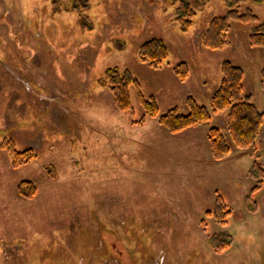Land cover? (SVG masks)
Listing matches in <instances>:
<instances>
[{
    "label": "rangeland",
    "instance_id": "obj_1",
    "mask_svg": "<svg viewBox=\"0 0 264 264\" xmlns=\"http://www.w3.org/2000/svg\"><path fill=\"white\" fill-rule=\"evenodd\" d=\"M178 1L0 0V264H264V171L254 169L264 167V136L217 160L208 133L228 134L226 111L171 133L156 117L138 122L135 87L132 109L120 110L99 83L108 67L128 68L160 114L187 113L190 95L210 108L230 60L264 112V46L250 43L264 0L243 2L259 20L232 21L231 44L215 51L201 36L232 0H208L188 30ZM153 37L169 48L160 69L138 57ZM180 62L185 81L173 70ZM5 138L37 157L14 167ZM25 181L34 196L20 193ZM218 195L231 210L225 225L208 213ZM219 232L233 240L217 251Z\"/></svg>",
    "mask_w": 264,
    "mask_h": 264
},
{
    "label": "trees",
    "instance_id": "obj_2",
    "mask_svg": "<svg viewBox=\"0 0 264 264\" xmlns=\"http://www.w3.org/2000/svg\"><path fill=\"white\" fill-rule=\"evenodd\" d=\"M245 0H232L228 3L229 11L223 16H216L210 20L201 36V44L210 50H220L230 43L228 32L232 21L249 24L259 20L250 7H243ZM208 0H179L176 8V19L181 23L183 30H188L194 23L197 13L207 7ZM250 43L253 46H264V22L257 25L250 33ZM169 55L166 41L159 37L150 38L140 44L138 57L148 63L154 69L163 67ZM174 73L185 81L189 77V67L186 62L177 63ZM262 87L264 88V69L262 71ZM221 82L210 98V108L200 105L193 96L187 97V113H180L177 108H171L164 114H160L155 97L146 98L141 91V84L133 72L128 69H120L118 66L108 67L99 80L102 87H107L112 93L115 105L120 110L132 109L130 97L131 87H135L139 102L145 109V116L138 122L145 123L147 117L157 118L169 132L177 133L212 119V112L226 111L225 125L226 135L220 127L212 126L209 129L208 139L212 155L220 160L228 156L233 148H248L254 145L261 134L264 120V112L260 111L251 100L250 94H245L243 67L225 60L221 64ZM12 155V165L19 167L37 157V152L32 147L18 150L10 138H5L1 144ZM254 169L258 175L263 173L262 164H255ZM30 184L32 191L24 192L23 186ZM258 187V186H256ZM22 195L34 196L36 187L32 182L25 181L19 187ZM208 213L223 225L228 222L231 210L221 195L216 198L215 208ZM233 237L228 232H219L212 236L213 247L217 250H225L232 243Z\"/></svg>",
    "mask_w": 264,
    "mask_h": 264
},
{
    "label": "crops",
    "instance_id": "obj_3",
    "mask_svg": "<svg viewBox=\"0 0 264 264\" xmlns=\"http://www.w3.org/2000/svg\"><path fill=\"white\" fill-rule=\"evenodd\" d=\"M178 133V132H177Z\"/></svg>",
    "mask_w": 264,
    "mask_h": 264
}]
</instances>
